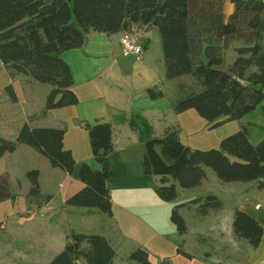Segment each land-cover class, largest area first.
I'll list each match as a JSON object with an SVG mask.
<instances>
[{
  "label": "trees",
  "instance_id": "obj_1",
  "mask_svg": "<svg viewBox=\"0 0 264 264\" xmlns=\"http://www.w3.org/2000/svg\"><path fill=\"white\" fill-rule=\"evenodd\" d=\"M228 0H0V63L11 78L22 75L51 88L46 111L79 104L73 91L70 67L61 59L64 52L80 49L91 32L114 35L132 33L135 28H157L163 47L166 78L190 76L196 84L179 85L174 112L195 110L216 128L241 121L264 101V0H231L234 12L227 17ZM236 57L225 69L224 52L233 44ZM12 101L18 98L13 85L7 87ZM151 98L162 97L157 88L148 90ZM32 119V118H31ZM93 155L101 166L95 173L83 164L79 178L85 187L66 204L95 208L113 216L111 193L106 186L113 177L110 155L114 151L113 129L109 123L85 124ZM64 129L32 128L25 123L14 139L0 137V160L21 145L48 159L51 166L72 175L76 161L64 146ZM143 172L160 178L156 188L165 202L178 198L177 187L194 189L212 169L224 183H249L264 179V140L252 144L243 125L222 140L219 149L200 150L186 146L177 127L146 144ZM39 171L27 173L30 195L40 198ZM9 175L0 176V203L15 201ZM196 213L206 217L223 208L222 201L208 195L192 201ZM174 207L171 221L180 235L188 227ZM233 229L238 239H246L257 249L264 228L255 217L237 210ZM115 249L103 235H72L71 242L49 264H114ZM129 261L152 264L149 253L139 248Z\"/></svg>",
  "mask_w": 264,
  "mask_h": 264
},
{
  "label": "crops",
  "instance_id": "obj_2",
  "mask_svg": "<svg viewBox=\"0 0 264 264\" xmlns=\"http://www.w3.org/2000/svg\"><path fill=\"white\" fill-rule=\"evenodd\" d=\"M234 9V4L228 0L225 7L226 16L229 17ZM157 31L155 27H143L135 28L130 33L132 39L143 48L139 60L122 54L121 39L125 33L106 35L91 32L82 48L61 55V59L71 69L74 79L73 91L79 99V104L55 109L60 112L49 111L42 116V121L39 119L40 123H33L39 117L30 118L37 113L27 114L25 121L13 133L18 135L25 123L32 128L64 129V146L73 153L76 167L72 175L60 170L63 173L61 174L57 172L58 169L53 168L54 170L47 169L49 176L45 177L41 170L31 167H27L20 175H14V172L17 173L19 161L13 157L20 147L25 145L19 146L16 152L6 154L0 160V176L9 175L13 194L16 195L15 201L0 203V234L11 238L8 253L3 252L0 247L2 264L6 263L3 258L7 259L8 264H49L71 242L72 235L79 234L105 236L116 252L114 264H127L133 249L130 246L124 249L122 245L125 239L130 240L128 233L137 228L133 221L145 227L152 226L148 218L156 223L163 220L166 224L170 219L172 223L171 214L175 207L173 203L178 198L173 202L162 201L156 193L160 178L143 172L142 160L146 144L154 138L162 137L171 127L180 129L183 140L182 132L187 128L191 129L189 120L195 119L199 123L200 121L192 112L195 110L181 114L174 112L180 80L183 77L167 80L163 47H160V50L159 47L152 48L153 40L159 41L160 33ZM225 57L223 69L231 63L227 62ZM166 81L175 83L171 95L166 92ZM10 84L11 80L4 86L8 87ZM151 88H157L163 96L151 98L148 94ZM42 122L47 123L43 125ZM96 122L109 123L113 129L114 151L110 155L113 177L106 183L111 193L112 217L95 208L66 204L71 196L85 187L79 178L83 164H88L95 173L101 171L85 129V124L93 125ZM243 125L249 130L252 144L256 145L264 140V101L241 121L227 122L216 128H210L208 123L204 125V129L208 126L209 130H213L217 142L221 145L223 139L238 132ZM0 127H3V131L9 128L4 123L0 124ZM189 133L193 136L196 132ZM192 142L183 143L197 149ZM218 146L213 145V148ZM13 164L16 167H13ZM32 170H38L40 173L39 199H25L26 196L22 195L31 189L27 173ZM206 172L209 178L207 169ZM204 182L206 180L200 187ZM239 192L243 194L239 207L227 212L223 205L222 209L211 211L206 217L198 216L200 224H211L209 233L212 235L209 236V243L204 244L205 248L201 250L200 255L185 249L189 228L185 235H180L174 225L171 237L177 236L180 239L179 244L174 243L177 247L176 255L179 253L180 256L182 254L194 258L193 262L197 259L198 264H264V234L261 245L254 249L246 239H238L233 229L237 210L255 217L262 222L264 228V179L246 183L239 188ZM208 194L212 195L210 191L203 190L202 195L194 197L193 200ZM257 205L261 207L257 209ZM94 217L100 226L90 227L87 224L92 222L90 219ZM130 222L131 224L127 225ZM109 224L112 226H108ZM139 246L133 247L139 249L145 245ZM148 253L150 262L154 264L149 251ZM165 256H170V253ZM75 264L86 263L84 260H77ZM161 264L171 263L165 259Z\"/></svg>",
  "mask_w": 264,
  "mask_h": 264
},
{
  "label": "rangeland",
  "instance_id": "obj_3",
  "mask_svg": "<svg viewBox=\"0 0 264 264\" xmlns=\"http://www.w3.org/2000/svg\"><path fill=\"white\" fill-rule=\"evenodd\" d=\"M46 1L47 3H50L52 0H46ZM127 34L129 35V39L134 41L130 36V33ZM124 35H122V38ZM158 38H159L158 42L153 40L152 48L157 49L159 47L160 50V47H162L160 35H158ZM239 46H240L239 43H235L229 50H226L224 52V56H226L225 58L227 59V62L228 61L232 62L235 59L236 57L235 48ZM10 80L18 98L17 102L12 101V99L7 93V86H4L5 84H8V81ZM181 84H185L187 86H193V88L194 87L196 88V84L193 81L192 77L190 76L183 77L180 80V85ZM165 89L167 94L171 95V92L173 93L175 89V83L173 82L165 83ZM50 91L51 88L49 86L35 83L25 76L19 75L16 76L15 78H11L0 64V124L4 123L6 124V126H9L8 130L6 131H3V127H0V136L9 139H11L12 137L15 138L17 134L13 133V131L22 125V122L25 121V116L27 114L31 115L37 113V115H33L30 118H34L35 116H37V118L39 117L38 120H34L33 123H40L38 122L39 119L42 121V116L45 113L49 112L46 111L45 108H46L47 96L49 95ZM51 111L60 112L59 110H51ZM192 112L193 114H195L196 118L199 119L200 123L197 122L195 119H190L189 126L191 129L189 130L187 128L185 131L182 132V139H183L182 141L184 143H189L193 141L192 143H195L196 145L195 147L203 151L209 149H219L220 144L219 142H217L218 139L215 137L216 133H214V131L211 129L209 130L208 126L206 127L207 129H204V125L206 124L208 125L207 121L203 119L197 113V111H192ZM46 123L47 122L43 123V125H45ZM192 131H195L196 133L195 135L190 136L191 134L189 132ZM213 145L216 146L219 145V146L217 148H213ZM13 159L19 161V163H17V167L13 164V167L17 168V173L14 172V175H20L27 167L41 170L43 172V176L45 177L49 176L47 169L54 170L47 158H45L40 154L37 155L28 146H21L20 149L14 155ZM207 170L210 175L209 178L205 179L206 182H204V185H202V187L199 186L196 187L195 189H183L178 186L177 190L179 193V197L178 200L173 203L174 206L184 205L183 207L182 206L180 207V214L186 220L187 226L189 228V232L186 236L185 249L191 251L193 254H198V255H200L201 250L205 248L204 244L209 243L210 240L209 236L212 235L209 233L211 229V227L209 226L211 224L199 223L198 221L199 217L196 213L197 206L192 204L193 198L200 197L202 195L203 190L210 191L212 195H216L219 197V199L222 201L223 205L225 206L224 209L227 212H229L233 208L239 207V200L242 198L241 195H243L241 192H239V188L245 186L246 184L241 182L224 183L218 178V176L212 169L208 168ZM57 172L63 174L62 171H60V169H58ZM29 193L30 191L22 195L23 197L26 196L25 199L34 198ZM96 219L97 218L95 217L90 219L92 222H87V224H89L90 227H95L98 225L100 226L101 224L97 223L98 221ZM148 220L152 224V226L150 227H145L140 223L133 221L134 223H136L137 228L131 230L128 233V235H130L129 237L130 240L125 239L122 248L126 249L127 247L130 246L131 249L135 251L137 249L133 246L145 245L143 248H146L150 252L151 261L154 264H161L162 262L165 261V259H167L168 262H170L171 264H198L197 259H195L194 260L195 262H193L194 258L191 259L188 256L182 254L180 256L179 253H178L179 256L176 255L177 247L175 246L174 243L177 242V244H179L178 242L180 241V239H178L177 236L171 237L172 234L171 231H173L172 227H174V224L170 222V219L167 220V224L164 223L163 220L160 223H156V221L151 220L149 218ZM130 224L131 222L127 223V225ZM108 226H112V225L109 224ZM10 242H11V238L9 236L2 233L0 234V247L3 250V252L5 253L9 252V247L11 245ZM166 244H169V246H167ZM169 253L170 256L166 257L165 255ZM3 261L6 262L5 264H8L6 258H3ZM0 264H2L1 260H0ZM127 264H135V263L133 261L131 262L129 261V263Z\"/></svg>",
  "mask_w": 264,
  "mask_h": 264
},
{
  "label": "built area",
  "instance_id": "obj_4",
  "mask_svg": "<svg viewBox=\"0 0 264 264\" xmlns=\"http://www.w3.org/2000/svg\"><path fill=\"white\" fill-rule=\"evenodd\" d=\"M121 45L123 55L132 56L137 60L141 59L143 54V48L131 39H129V35L127 33H125V35L121 39ZM260 207L261 205L256 206L257 209H259Z\"/></svg>",
  "mask_w": 264,
  "mask_h": 264
}]
</instances>
